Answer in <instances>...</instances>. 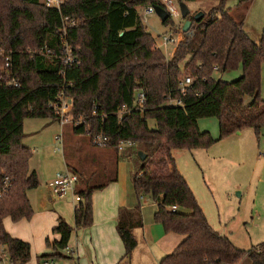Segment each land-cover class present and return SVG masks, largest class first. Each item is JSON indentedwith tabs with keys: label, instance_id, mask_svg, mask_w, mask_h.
Here are the masks:
<instances>
[{
	"label": "trees",
	"instance_id": "16d2710c",
	"mask_svg": "<svg viewBox=\"0 0 264 264\" xmlns=\"http://www.w3.org/2000/svg\"><path fill=\"white\" fill-rule=\"evenodd\" d=\"M218 1L219 6L199 20L190 17L191 35L184 33L168 58L154 47L155 38L138 11L142 6H162L161 0H67L60 10L40 0H0V39L13 53L22 80L20 87L0 85V165L13 177L10 191L0 199V239L16 264L31 259V247L12 237L4 220L31 219L28 192L40 184L29 167L33 150L22 142L24 120H60L53 103L62 92L73 98L76 135L103 134L117 154L120 142L133 141L137 152L146 154L144 160L137 154L141 167L132 179L136 195H149L158 205L154 221L184 237L160 264H239L245 255L250 264H264V242L246 251L211 226L174 156L176 150L207 149L216 142L199 128L202 118L218 119L219 140L245 128L258 135L264 125V29L254 41L243 28L244 15L233 16L226 8L228 0ZM251 1L239 0L236 10ZM163 24L174 21L169 18ZM64 41L79 55V64L63 65ZM240 67L242 75L236 80L215 77L216 72ZM185 74L193 82L182 94L178 86ZM139 90L146 93L142 106L136 103ZM167 96L181 98L182 104H168ZM151 119L157 123L155 129L149 127ZM105 186L97 182L77 188L81 200L74 210L75 227L58 218L55 249H65L75 229L92 226L93 194ZM143 224L141 204L119 210L117 230L125 246L121 264L131 263L138 246L134 230ZM59 257L45 254L41 259Z\"/></svg>",
	"mask_w": 264,
	"mask_h": 264
},
{
	"label": "rangeland",
	"instance_id": "374dc122",
	"mask_svg": "<svg viewBox=\"0 0 264 264\" xmlns=\"http://www.w3.org/2000/svg\"><path fill=\"white\" fill-rule=\"evenodd\" d=\"M175 3L178 7L180 3H185L190 15L186 19L174 18V24L170 25H164L156 13H147V7L142 6L138 9L148 32L168 58L172 56L178 44H164L163 36L175 31L173 36L176 38L180 33L183 39L185 34L182 29L185 20H190L191 16L208 14L219 6L218 0H175ZM238 4L239 0H228L226 8L232 9L233 16L240 13L244 15L242 20L244 30L258 42L264 29V0L247 2L239 11L235 8ZM241 72L240 67L226 73L216 72L215 77L232 81L238 79ZM261 75V97L264 99V62L261 65ZM250 101L251 98L246 97L245 102ZM149 125L155 126L153 120L149 121ZM199 128L202 131H209L216 142L207 149L174 151L176 167L187 179L211 226L220 234L229 237L235 246L248 251L264 242V125L258 135L253 128H245L221 140L219 121L216 117L200 119ZM24 135L22 140L24 146L33 150V156L29 161L30 170L37 172L40 182L37 188L28 192L34 213L31 219L23 218L18 222L6 218L4 227L12 237L30 244L31 259L26 264H40L41 256L45 254H61L62 257L55 258L57 264H74V261L78 264L74 248L71 257L67 249H55L52 246L55 240H59L53 233L56 225H52V213L60 216L54 202L66 201L74 205L77 203L73 201L71 194L64 198L52 195L48 182L58 172L65 171L66 162H73L79 166L80 171L82 170L84 181L80 187L85 188L87 184L103 180L107 173H113L115 164L113 166L112 160L103 154L106 152L105 149L96 148L91 135L74 133L72 116L71 121L65 125H61L60 120L49 118H26ZM58 136L59 140L56 139ZM109 149L112 150L114 159L117 152L114 148ZM137 151V146L126 145L124 150L118 152L121 156L118 162V183L123 186L122 193L128 192L130 196L128 198L136 202L135 206L141 204L143 217L147 220L146 227L150 228L149 224L157 206L150 200L149 195H141L145 198L139 201L134 190L133 175L141 167ZM115 163L117 169V160ZM72 208L74 213V207ZM63 218L65 219L64 216ZM142 234L143 231L138 230V247L132 255L130 264H160L163 257L173 252L174 249L170 248H175L172 246H176L184 238L176 234L173 240H168L164 244L154 241L151 237L144 238ZM75 237L76 232L71 237L69 246L74 247ZM47 241L50 242V246ZM161 246H164L163 251ZM82 258L81 264H88L84 262V257ZM249 263L250 259L245 255L239 264Z\"/></svg>",
	"mask_w": 264,
	"mask_h": 264
},
{
	"label": "crops",
	"instance_id": "0c3cea01",
	"mask_svg": "<svg viewBox=\"0 0 264 264\" xmlns=\"http://www.w3.org/2000/svg\"><path fill=\"white\" fill-rule=\"evenodd\" d=\"M241 75H242V72H241ZM153 124H155V126L152 127L149 125V127L152 129H155L157 126V123L155 120H153ZM98 149L106 150V152L103 154L104 155L106 154L107 157H109L110 161L112 160L113 166L115 164V168L113 170L114 172L109 173V174L107 173L106 174L107 177L103 178V180H99L98 183L100 184L104 183L106 184V186L102 189L94 191V194H93V214H94L93 224L91 227L86 228V229H79V230L75 229L74 230L71 237H73L75 232H76V237L73 242L74 247L72 248H74L76 251L75 254L77 255L78 264H81V259H83L82 257H84V259L86 260V261L84 260V262L88 264H121V259L125 254V246L117 230L119 210L121 208L132 209L136 207L135 206L136 202L133 201V199L128 198L130 197L128 192L127 194L124 191L122 193L123 186H121L118 183V180H119V168H118L119 163L118 162L121 156L116 154L115 155L116 157H114L113 159V156L111 154L112 153L111 149L109 148H98ZM116 160H117L118 171L116 169V163H115ZM66 168L76 171L77 173L82 175L81 177H83L82 170L80 171L79 166H77L75 163L66 162ZM82 181H84V179L79 181L78 187L81 186ZM138 198H139V201H142L140 197ZM154 204L158 208L157 203L154 202ZM54 206H55V209L60 214V216L59 215L58 216L59 217L64 216L66 221H68V224L71 225L72 227H75V215L73 213L72 206L74 207V210H75L76 205H74V203H68L66 201H63V202H58V203L54 202ZM141 210H142V206H141ZM156 211L157 210H155V212ZM46 214L48 215V212H46ZM142 215H143V212H142ZM52 216H53L52 225L57 226L59 217L55 213H52ZM153 220H154V217L149 224L150 228H147L146 227L147 220L144 219L143 217V223H144L143 227L136 228L134 230V234L137 239H138V230L143 231L142 236L144 238L151 237L154 241L158 243L166 244L168 240L174 239V236L176 235L175 233L166 232L164 227L161 224H158ZM57 236L60 239V235H57ZM70 241H71V238H70ZM178 245L179 244H177L176 246H172V247L176 248ZM162 247L164 246H161V250L163 251ZM175 248H170V249H175ZM167 252H170V250H167ZM74 264H76L75 261H74Z\"/></svg>",
	"mask_w": 264,
	"mask_h": 264
},
{
	"label": "built area",
	"instance_id": "2783aa9c",
	"mask_svg": "<svg viewBox=\"0 0 264 264\" xmlns=\"http://www.w3.org/2000/svg\"><path fill=\"white\" fill-rule=\"evenodd\" d=\"M46 7L51 9L60 10L62 6L66 3L67 0H40ZM162 7L168 12L169 17L174 20V18H181V9L175 3V0H161ZM147 13H156L154 6L150 5L147 7ZM72 25L75 24V21L71 22ZM65 27V26H64ZM66 27L64 30L66 31ZM175 32V31H174ZM166 36H163L164 44L168 43H177L182 40V36L179 35L175 38L173 33ZM183 33V32H182ZM63 53L61 56L62 63L64 66H70L72 64L80 63L79 55L74 51L72 46L64 41L63 42ZM156 49L159 48L158 44L155 43L154 46ZM42 51V50H41ZM43 52V51H42ZM48 52V51H47ZM216 70H218L216 68ZM193 79L190 76H184L179 82V90L182 94H185L187 88L192 84ZM5 85L7 87H20L22 84L21 76L17 67L14 65L13 53L7 51L4 47V43L0 39V85ZM166 102L173 105H181V98H173L172 96L166 97ZM136 103L139 105H144L146 103V93L142 90H139L136 93ZM55 110L60 116L61 125H65L71 121V111L73 108V98L68 97L65 93H60L56 101L53 103ZM124 109L120 112V115L125 111ZM59 140V136L56 138ZM93 144L98 148H107L109 145V138L103 134H98L93 136ZM126 145L136 146L133 141H122L119 143V151L124 150ZM79 183V176L71 169L66 168L65 171L58 172L55 177L48 182V188L50 193L54 196L63 198L72 195L73 201L77 204L80 202L81 197L77 192ZM13 185V177L0 165V199L3 198L10 191ZM140 199L143 200L144 197L140 196ZM173 210H176L177 207L173 206ZM73 255V249L69 245L65 248ZM71 250V251H70ZM0 264H16L15 259L12 257L11 251L8 245L0 239ZM40 264H57L55 258H44L41 259Z\"/></svg>",
	"mask_w": 264,
	"mask_h": 264
},
{
	"label": "water",
	"instance_id": "95a60500",
	"mask_svg": "<svg viewBox=\"0 0 264 264\" xmlns=\"http://www.w3.org/2000/svg\"><path fill=\"white\" fill-rule=\"evenodd\" d=\"M155 12L158 15V17L161 19V21L164 23L169 19L168 12L162 7V6H154ZM180 9H181V15L183 19H186L190 15V10L188 6L185 3H180ZM203 14H199L195 17V19L199 20ZM192 25L191 20H185L184 26H183V32L189 34L190 28ZM138 156L141 160H144L146 158V154L143 151L138 152Z\"/></svg>",
	"mask_w": 264,
	"mask_h": 264
}]
</instances>
